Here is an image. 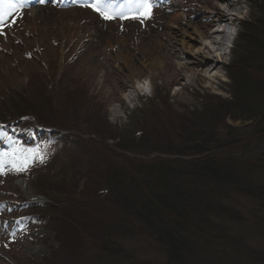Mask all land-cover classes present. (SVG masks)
<instances>
[{
  "label": "rangeland",
  "instance_id": "obj_1",
  "mask_svg": "<svg viewBox=\"0 0 264 264\" xmlns=\"http://www.w3.org/2000/svg\"><path fill=\"white\" fill-rule=\"evenodd\" d=\"M214 1L154 0L151 18L143 23L119 17L105 20L91 8L75 5L38 6L36 9L42 8L43 12L32 24L27 23L31 19L26 15L15 23L11 19L6 21L4 34H0V119L11 127L16 126L17 131L12 134L23 135V142L40 133L28 131V126L49 130L50 138L38 145L47 154L44 163H34L27 172L8 171L0 175V264H67L68 261L74 264L71 260L74 249L70 245L73 228L63 224L61 229L68 230L67 238L52 228V218L60 214L36 205L49 200L39 187L53 189L57 184L60 190L64 188L62 181L65 186L75 187L76 179H80L78 192L90 163L97 167L93 163L96 161L101 166L100 160H95L98 153L108 154V149L118 141L114 136H127L139 127L144 128L145 135L154 132L161 135L159 132L163 131L162 134H167L174 119L171 114L178 116L183 111L199 109L202 96L228 97L231 47L244 21L264 16V0H236L228 37L215 47L213 61L204 66L197 79L196 74L181 71L184 59L178 58L182 53H177L174 39L185 29L186 22L200 28L205 10L210 9L208 3ZM175 11L182 15V21L164 28L166 21L161 16H170ZM72 14L81 16L78 21L82 25L90 24V30L83 29L79 35L72 36L69 19ZM134 14L139 13H126ZM27 25H31L29 29ZM153 27L164 34L147 33ZM167 36L172 37L171 43L167 42ZM5 38L11 40L10 45L3 42ZM145 48H160L163 53L157 55L158 62L153 66L154 87L129 102L123 97L130 85L127 69L132 71L134 80L142 81L140 76L146 71L147 63L142 55ZM196 48L195 44L193 51ZM119 53L125 61L118 57ZM115 106L119 112H114ZM5 126L0 127V152L8 151L11 146L6 141L9 132ZM136 129L134 134L141 131ZM72 139L84 142L86 145L82 146L89 154L77 153L79 147L75 148ZM58 173L66 179L58 175L56 179H61H54L51 184L50 177ZM93 179L100 180L99 170ZM261 184L264 185V172ZM49 190L47 193L51 194ZM235 196L233 203L240 215L234 222H228V234H232L234 242H224L219 249L203 253L189 264H264L261 261L264 210L258 209L256 200L237 193ZM58 237L64 243L62 247L68 249L65 257L55 241ZM122 243L133 248L137 257L162 261L156 245L143 236ZM54 247H58L59 253H51Z\"/></svg>",
  "mask_w": 264,
  "mask_h": 264
},
{
  "label": "trees",
  "instance_id": "obj_2",
  "mask_svg": "<svg viewBox=\"0 0 264 264\" xmlns=\"http://www.w3.org/2000/svg\"><path fill=\"white\" fill-rule=\"evenodd\" d=\"M241 27L231 47L227 98L202 96L199 109L171 114L168 135H145L139 127L137 134L133 128L127 136H114L118 141L108 154L98 153L101 166L92 160L97 167L90 163L78 192L80 179L75 187L62 181L60 190L57 184L39 187L49 200L36 205L60 214L52 228L66 238L63 224L73 228L74 264H189L234 242L228 222L240 215L235 193L264 210V16ZM72 140L77 153L89 154L84 142ZM60 173L50 177L51 184ZM137 236L154 243L162 261L137 257L122 243ZM55 241L64 245L61 237ZM50 250L59 253L58 247ZM63 250L68 249H61L65 257Z\"/></svg>",
  "mask_w": 264,
  "mask_h": 264
},
{
  "label": "bare ground",
  "instance_id": "obj_3",
  "mask_svg": "<svg viewBox=\"0 0 264 264\" xmlns=\"http://www.w3.org/2000/svg\"><path fill=\"white\" fill-rule=\"evenodd\" d=\"M236 0H215L214 2L208 3L209 10H205L204 16V24L201 27H193L191 23L186 22L185 29L180 31V35L177 39H174L176 44L178 45L177 53H182V56H178L180 59H184L183 64L180 66L181 71H190L193 74H196L197 79H200L201 71H203L204 66H206L210 60L213 61V53L216 51L215 47L219 46L223 43L225 37H228V25L233 23V19L231 18L232 12L235 10ZM224 5V7H221ZM168 8V7H167ZM169 9V8H168ZM41 9H36V7L29 9L24 12V15L30 17V21L27 22L32 24L36 18L42 15ZM79 15L72 14L70 15L71 21V29L70 32L72 36L76 34H80L83 29L90 30V24L82 25L78 19ZM161 17L165 18L164 28H172L176 23L182 21V15L177 13L176 11L170 15H162ZM31 26V25H30ZM30 26L27 28L29 29ZM89 26V28H87ZM161 24H159L160 28ZM154 32L155 34H164L160 33L158 28H151L147 31V33ZM227 35V36H226ZM77 36V35H76ZM172 37L167 36V42L171 43ZM3 42L6 45H10L11 40L5 38ZM196 44V50L193 51V48ZM174 49L175 46H174ZM215 50V51H214ZM193 51L191 54L190 52ZM153 53V54H152ZM190 53V55L188 54ZM163 54V53H162ZM161 49L156 48H145L142 55L146 60V71L143 72L140 76L142 81L138 79H133V73L130 69H127L128 79L130 82L129 91L123 95L124 99L127 101H131L133 97L137 96L139 93H144L145 90L151 89L154 87V78L156 73L154 72L153 66L157 63V55H161ZM142 56V57H143ZM118 57L124 60L122 55H118ZM160 57V56H158ZM147 59L149 61H147ZM153 60V61H152ZM163 61V60H162ZM164 67V66H163ZM196 67H200L201 69H196ZM153 68V69H152ZM114 112H119V107H114Z\"/></svg>",
  "mask_w": 264,
  "mask_h": 264
},
{
  "label": "snow or ice",
  "instance_id": "obj_4",
  "mask_svg": "<svg viewBox=\"0 0 264 264\" xmlns=\"http://www.w3.org/2000/svg\"><path fill=\"white\" fill-rule=\"evenodd\" d=\"M41 4L47 0H39ZM83 6L91 8L102 19L144 20L151 18L154 0H82ZM28 7V0H0V34H4V25L11 19L15 23L24 15L23 10ZM224 7V5H221ZM139 13L126 15V13ZM12 147L8 151L0 152V175L7 174L8 171L23 173L30 170L36 163H44L47 159L46 152L37 147H26L18 141H13ZM8 165V168H5ZM7 247V245H5Z\"/></svg>",
  "mask_w": 264,
  "mask_h": 264
}]
</instances>
